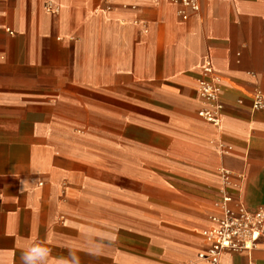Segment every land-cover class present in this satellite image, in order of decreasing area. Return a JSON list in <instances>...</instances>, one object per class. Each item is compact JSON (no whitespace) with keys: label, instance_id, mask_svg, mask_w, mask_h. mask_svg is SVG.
I'll list each match as a JSON object with an SVG mask.
<instances>
[{"label":"crops","instance_id":"0c3cea01","mask_svg":"<svg viewBox=\"0 0 264 264\" xmlns=\"http://www.w3.org/2000/svg\"><path fill=\"white\" fill-rule=\"evenodd\" d=\"M199 2L0 0V264H211L224 192L264 207V0Z\"/></svg>","mask_w":264,"mask_h":264},{"label":"built area","instance_id":"2783aa9c","mask_svg":"<svg viewBox=\"0 0 264 264\" xmlns=\"http://www.w3.org/2000/svg\"><path fill=\"white\" fill-rule=\"evenodd\" d=\"M171 1L194 12L200 10L199 0ZM48 10L54 11L51 6H48ZM180 14L184 19L188 17L185 10H181ZM207 71L210 72L211 69L207 68ZM218 94V88L212 83H205L200 90V96L207 100L215 99ZM260 104L261 102L258 100L255 106H260ZM202 116L210 122L217 121V117L208 112L202 113ZM224 174L226 181H228L230 172L225 171ZM232 202L233 197L225 191L222 198V216L216 218L214 226L204 232L208 247L199 253L201 260L211 264H223L222 256L226 252L245 251L251 253L257 248V242L264 231V207L250 209L243 203H239L237 207H232Z\"/></svg>","mask_w":264,"mask_h":264},{"label":"clouds","instance_id":"9594fccd","mask_svg":"<svg viewBox=\"0 0 264 264\" xmlns=\"http://www.w3.org/2000/svg\"><path fill=\"white\" fill-rule=\"evenodd\" d=\"M49 249L43 245H32L30 248L24 250L21 254L22 264H42V261L49 255ZM71 260L69 264L75 261V264H79V257L72 253L69 254Z\"/></svg>","mask_w":264,"mask_h":264}]
</instances>
